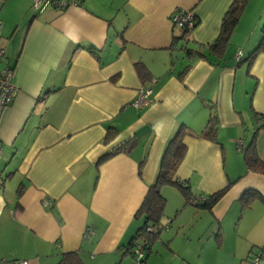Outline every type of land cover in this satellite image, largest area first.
I'll use <instances>...</instances> for the list:
<instances>
[{
  "label": "crops",
  "instance_id": "1",
  "mask_svg": "<svg viewBox=\"0 0 264 264\" xmlns=\"http://www.w3.org/2000/svg\"><path fill=\"white\" fill-rule=\"evenodd\" d=\"M59 1L35 10L31 0H0L1 66L15 86L0 111V264H56L69 251L85 264H117L181 127L186 152L175 177L197 198L226 190L203 209L166 184L164 215L171 223L182 214L178 229L194 221L201 264H241L264 244V202H240L248 189L264 198V175L246 169L239 148L264 116V51L244 60L260 40L264 3L247 0L217 54L209 44L233 0ZM178 8L197 19L185 36L170 20ZM191 48L202 55L186 54ZM140 86L151 89L150 102L135 107ZM210 105L214 140L199 134ZM126 143L127 152L96 163ZM255 149L264 162V128Z\"/></svg>",
  "mask_w": 264,
  "mask_h": 264
},
{
  "label": "trees",
  "instance_id": "2",
  "mask_svg": "<svg viewBox=\"0 0 264 264\" xmlns=\"http://www.w3.org/2000/svg\"><path fill=\"white\" fill-rule=\"evenodd\" d=\"M246 2L247 0H233L228 9L225 11L221 20L220 31L214 41L209 44L210 49L215 51L217 54L223 53V50L228 43V39ZM194 20L196 25L197 19L195 16ZM188 31H190V29L181 28V35L185 36ZM262 51H264V21L260 26L259 42L244 60L247 61L248 65H250L255 56ZM185 52L188 55H202L201 48L186 49ZM240 59L241 56L236 59L237 62H239ZM136 70L141 79L144 80L147 77V71L141 63H136ZM256 119H262V122L254 129L248 143L245 146L239 144V148L242 150L246 169L264 175V162L260 159L255 149L256 134L258 130L264 128V116H258ZM217 126L218 117L215 109L210 105L208 118L199 134L204 138L214 140ZM107 138L108 135H106V139ZM130 147L131 145H128L127 143L119 145L118 147L99 156L96 163L99 164L118 152H127ZM185 152L186 145L184 143V131L181 127L166 144L164 152L161 156L158 173L154 181L148 186L146 194L136 212V217H138V215L142 216L141 224L132 234L130 240L126 244L120 246L123 255H127L133 260H138L139 262L144 263L148 256V252L151 249V245L155 239L158 238L163 227L170 223L171 220H168L166 223L162 221L166 205V199L161 193V188L164 185L171 184L176 186L182 193L185 203H192L203 209H210L225 192L226 187L221 188L207 196H203V199L200 201H194L193 199L196 196L192 194L186 181H180L175 177L176 169L184 157ZM255 198L264 202V198L258 191L254 189L246 190L240 196L241 207L248 206ZM148 227L151 229L148 230ZM138 244H142L143 248V255L139 258L136 256L134 251ZM56 264L85 263L80 258L78 251H69L62 253Z\"/></svg>",
  "mask_w": 264,
  "mask_h": 264
},
{
  "label": "rangeland",
  "instance_id": "3",
  "mask_svg": "<svg viewBox=\"0 0 264 264\" xmlns=\"http://www.w3.org/2000/svg\"><path fill=\"white\" fill-rule=\"evenodd\" d=\"M250 2H252L251 4L259 3L260 8L264 0H250ZM246 10H248V8ZM252 15L253 12L247 16L246 23H250L248 19L253 20ZM262 23L263 22H261L260 25H262ZM182 218V214L179 216L175 215L172 222L170 224L168 223L166 227H163L158 238H156L151 245V250L144 263L126 256L121 260H116V262L118 261L117 264H184L181 260V254L190 257L192 259L189 260L190 263L196 264L195 261L198 262L199 260L201 264L200 258L202 254H199L201 252V243L196 229L197 225L192 221L190 224L181 225V228L178 229L177 226L181 224ZM141 221L142 219L140 218L138 223L140 224ZM162 221H168L165 215L162 217Z\"/></svg>",
  "mask_w": 264,
  "mask_h": 264
},
{
  "label": "built area",
  "instance_id": "4",
  "mask_svg": "<svg viewBox=\"0 0 264 264\" xmlns=\"http://www.w3.org/2000/svg\"><path fill=\"white\" fill-rule=\"evenodd\" d=\"M56 4L59 6L64 5L59 0H31V6L35 10H40L43 6L47 4ZM172 23L179 28L192 29L195 26L194 14L191 10L175 9L170 16ZM4 48L0 44V111L5 107L12 99L15 86L12 82V70L8 66H1V60L4 57ZM240 57L238 52L236 59ZM151 89L147 87L140 86L136 90V95L132 100V105L135 107H143L150 102ZM240 143V142H239ZM203 199L201 197H195L194 201H200ZM166 227V225H165ZM150 230L151 228H147ZM91 230H86V234H90ZM135 254L139 258L143 255L142 244H138L135 249ZM263 253L264 244L260 249L252 254H250L241 264H261L263 263ZM9 264H27L25 260H13Z\"/></svg>",
  "mask_w": 264,
  "mask_h": 264
}]
</instances>
